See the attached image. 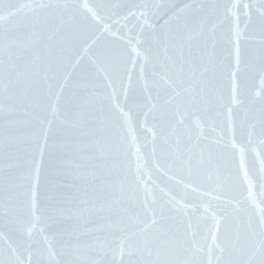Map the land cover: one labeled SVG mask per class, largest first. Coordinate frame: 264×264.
<instances>
[{"label": "water", "instance_id": "1", "mask_svg": "<svg viewBox=\"0 0 264 264\" xmlns=\"http://www.w3.org/2000/svg\"><path fill=\"white\" fill-rule=\"evenodd\" d=\"M262 175L264 0H0V262L264 264Z\"/></svg>", "mask_w": 264, "mask_h": 264}, {"label": "snow or ice", "instance_id": "2", "mask_svg": "<svg viewBox=\"0 0 264 264\" xmlns=\"http://www.w3.org/2000/svg\"><path fill=\"white\" fill-rule=\"evenodd\" d=\"M236 6L237 5L234 4L232 7H236ZM225 7H226V10L230 11V9H228V6H225ZM244 7H245V9H247L249 7V5L245 4ZM141 15H143V13H141ZM128 31H129V35H130L131 29H129ZM237 35H239L238 32H237ZM136 41H137V43L140 42V37L139 36L136 37ZM133 51L136 52L137 56L140 55V53L137 51V49L135 47H133ZM145 59H146V57H145ZM238 70H239V58H238V52H237V71ZM141 75L143 76V69H141ZM234 91H235V80H234ZM178 97H179V93H176L175 97L173 98V100L167 102L169 104H173L177 112H179V109H180L182 104L187 109L189 106H192V105H195V104L198 103V100H197V97H196L195 94L190 95L184 101H180L178 99ZM180 122L183 123V119H181ZM230 123H231V121H230ZM241 152H243V149H241ZM245 178L247 179V175L245 176ZM251 188H252V185L249 184V189H251ZM261 194L264 195V175L261 176ZM153 222H155V221H153ZM260 222H261L262 228H264V215L261 216V221ZM217 228H218V225H217ZM45 239H47V238L45 237ZM33 243H38V241H33ZM31 246L32 245L30 244L29 247H31ZM0 264H3V262H0Z\"/></svg>", "mask_w": 264, "mask_h": 264}]
</instances>
